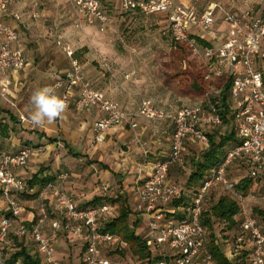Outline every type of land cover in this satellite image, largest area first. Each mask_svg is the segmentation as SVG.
<instances>
[{
	"label": "built area",
	"instance_id": "2783aa9c",
	"mask_svg": "<svg viewBox=\"0 0 264 264\" xmlns=\"http://www.w3.org/2000/svg\"><path fill=\"white\" fill-rule=\"evenodd\" d=\"M68 1L73 7L77 27L85 23L105 30L109 16L101 0ZM117 2L122 13L164 15L166 29L173 41L187 46L193 56L205 60L203 76L210 88L204 103L176 110L157 108L145 97L139 103V116L155 121L167 120L173 125L169 154L151 162L146 151V160L138 167L136 219L140 218V213L147 215L144 239L153 255L158 257L156 263L217 264L209 246L208 231L202 223V213L208 195L222 190L240 205L241 233L228 243L225 256L235 262L247 253L248 264H264V226L237 190L238 181L229 177L230 166L240 158L252 164L254 172L264 170V13L254 15L246 11L240 15L218 2H211L203 11L179 0ZM13 4L14 0H0V75L8 70L20 71L27 64L23 48L15 45L19 41V32L6 22L7 17L21 20ZM219 18L227 25L226 37L222 44L214 46L213 42L218 39L216 25ZM57 44L68 57L70 67L63 74L54 76L47 86L62 89L67 106L70 92L76 91V108L99 107L101 115L94 129L96 141L102 142L110 129L123 125L130 115L92 87L72 46L61 40ZM218 79L222 86H217ZM228 80L231 81L232 124L240 142L227 150L222 162L211 170L187 204L173 206L181 191L170 183V170L183 163L189 139L207 144L208 138L202 128L221 125L222 119L211 95L220 94ZM7 95V88L2 87L1 96L7 98ZM21 120H25L24 116ZM131 126L135 128L137 123L133 122ZM42 151V146L35 145H23L17 151H0V190L7 203V213L0 219V264H24L20 259L9 260L6 245L11 235L29 236L43 263L64 264L55 253L56 242L62 233L82 238L81 264H125L120 258L106 255L105 247L119 242L116 235L103 229V223L117 215L115 204L78 205L60 185L69 178L67 171L59 173L56 182L33 188L32 192L40 199L37 213L28 217L22 215L24 206L20 195L27 190V183L16 169L25 167L32 156Z\"/></svg>",
	"mask_w": 264,
	"mask_h": 264
},
{
	"label": "rangeland",
	"instance_id": "374dc122",
	"mask_svg": "<svg viewBox=\"0 0 264 264\" xmlns=\"http://www.w3.org/2000/svg\"><path fill=\"white\" fill-rule=\"evenodd\" d=\"M101 1L104 9L109 16V21L104 31L101 30L100 26L98 25H88L85 23L83 24V26L77 27L76 16L73 7L68 0L22 1L24 8L22 10L24 22L18 23L16 29L20 34L19 39L21 41L22 48H24V52L28 58V69L23 74L24 78H26L25 80L28 81L27 83H25L26 86L23 91L19 95H17V99H11L7 97L9 101H6V104H8L7 107L10 110L6 107L5 110L7 112L9 111V114L8 117L3 116V118L9 119L11 121L14 129L15 127L20 128L19 122H22L21 117L20 121L17 115L14 114L16 106L27 104V101L29 100L28 95L31 98L35 90L47 86L48 84H46V82L48 80V73L61 61V58L59 56H62L64 52L60 47H58V40H64L66 43H70L76 50L75 56L77 55L76 57L78 58V60L79 54L77 52H79L80 54L82 52L83 62L86 61L87 58L91 65L92 76H95V74L101 75V71L105 72L102 67L99 66L100 63L97 60L101 52L106 53L108 51L113 53H120L124 63L122 62V66H117V69L125 71L126 74H129L132 71L135 72L132 75L133 78L131 80L126 79L129 84L127 85L126 83L125 87L129 86L130 88L139 89L141 91L143 90V92L147 95L156 96L160 94L164 89L170 91L174 90L173 83L168 80L166 72H171L174 70V63L178 64V58L182 59L180 60L182 61L184 68L188 67V63L192 65V68H195L196 70L203 73L202 68H204V61H202L198 57L193 56L189 49L178 45L173 41L171 35L166 29V23L161 16L145 15L142 13L121 15L118 13L119 9L117 11V7H119L117 0ZM211 2H218L225 6L231 12L240 15L246 11H250L254 15L256 13H264V3L262 4L261 0L197 1L198 4L204 5L210 4ZM87 26L93 27L88 28ZM100 46H102L103 48H101ZM97 64L98 67L96 66ZM222 84V81L219 80L217 86H222ZM204 88L205 90L210 89L207 83H205ZM1 91L2 88H0V98H2ZM213 96L214 95L212 94L211 97ZM193 101L194 100L189 95L184 94L182 101L175 108L178 109L183 106L190 105L191 103H193ZM12 115H15L13 119H11ZM230 128L231 125L223 124L207 127V130L206 127H203L202 129L208 132L214 130L225 132L229 131ZM28 141L37 143V141H39V137L38 135L36 136L29 133V135L25 136L23 140H19V142H23L27 145H33ZM166 143H169L168 140H166ZM203 148H205L203 144L189 139L186 143L183 163L176 164L171 168L169 181L171 184H175L180 191L186 188V180L193 166L192 159L201 154L204 150ZM149 159L151 162L156 161V158L154 156H149ZM49 164L55 165L54 160L49 161ZM87 164L90 163L87 162ZM57 166L59 168L61 167L60 165ZM79 166L80 165L77 164L74 167L76 173L74 177L77 178H79L77 176V170ZM63 171H67L69 173L70 171H73V169H67ZM248 173V167L241 162H234L229 169V176L234 180H239L244 176H247ZM96 176L97 175L94 172H86L85 174H83V178L87 181V185L90 186L92 185V183L96 185L95 188L99 189V193H96V195H100L101 192H103L102 190L104 188V184L102 185L103 182L99 179L97 182H95L97 180ZM69 179L71 180V172L69 173L68 180ZM116 182L118 186H110V191L106 198H110L111 196L120 194V191L123 189V185L120 186V182ZM252 189L250 193L245 197L243 196V198L247 207L255 214V216L258 217V219L264 226V189L262 188V182L256 183V185ZM67 192L74 198V200L76 199L75 202L77 204L78 202H81L77 201V198L78 200L80 198L78 189H68ZM124 193L128 196L130 195L129 191L127 190H124ZM211 194L215 195V197L218 198L221 194L226 193H224L222 190H218ZM91 197H94V193H92L91 191L87 192L86 199H89ZM3 199L5 205L7 206L4 197ZM21 201L22 204L24 201V205L28 206L29 208L30 205H27L28 201H31L33 204L32 206H35V208L37 204L39 206L40 203V199L37 197L33 198V196L29 198L23 196V199ZM101 203V200L96 202L97 205ZM86 205L87 207L92 206L91 203H86ZM130 207L132 211L129 218L131 224L134 226V221L138 214V201H134L133 196L130 198ZM255 209H257L258 211ZM139 215L140 218L135 225V229L138 234L144 237L147 233L148 218L144 213H140ZM223 227L224 226H220V229H223ZM235 234L236 232H232L230 234L232 239L230 240V242L235 239ZM60 236L61 234L59 235L60 243L58 244V246L56 242V246L58 248H55L57 258L61 259L64 264H77L79 262V259L81 258V247H78L76 244L72 243L66 236ZM75 237L72 236L74 240ZM11 245L12 249L10 252H13L15 251V249H13V240L11 241ZM34 245L36 246L35 243ZM113 245L117 246L116 243H113ZM113 245L111 244V246ZM27 246H29V243ZM9 247L10 243L6 245V248ZM114 249L116 248H107L106 253H109V251ZM33 250H35V247H33ZM110 257L120 258L124 261L125 264H143L140 259L133 257L130 253L126 254L124 257L117 253H111Z\"/></svg>",
	"mask_w": 264,
	"mask_h": 264
},
{
	"label": "crops",
	"instance_id": "0c3cea01",
	"mask_svg": "<svg viewBox=\"0 0 264 264\" xmlns=\"http://www.w3.org/2000/svg\"><path fill=\"white\" fill-rule=\"evenodd\" d=\"M22 1L23 0H14L13 4V9L20 14L21 20L16 21L8 17L6 18V22L15 27L18 26V23L24 22L22 14V10L24 8ZM179 1L184 2L185 4L194 5L199 11H203L208 6V4H198V0ZM118 9L119 7H117V11ZM118 13L121 15H126L122 14L120 10ZM134 13L140 12H132L128 13L127 15ZM155 16H161L166 23L164 15L157 14ZM90 27L93 26H89L88 28ZM217 30L218 39L213 42L214 46L222 44L226 37L227 25L221 18H219L217 21ZM61 41L63 44H69L72 46L70 43H66L64 40ZM15 45L22 47L20 39ZM58 47L60 46L58 45ZM100 47L103 48L102 46ZM60 48L62 49V47ZM72 48L74 49L73 46ZM77 53L79 54V60L92 87L104 94L106 98L116 102L123 110L127 111L130 115L129 120L121 126L110 129L106 133L104 140L102 142H97L95 139L96 133L94 125L96 120L101 115L99 107H92L88 110H80L76 108L75 101L77 98V93L76 91H71L68 107L63 114V118L58 119L52 125L46 124L43 127L35 126L29 119V112L32 108V104L31 98L28 95L29 100L27 101V104L16 106L14 114L17 115L19 120L21 116H24L25 120L19 122L20 128L15 127L14 129L11 121L9 119L3 118V116L8 117L9 114V111L7 112L5 110L8 106V104H6V101H9L8 98L17 99V95H19L26 86L25 83H27L28 80H25L26 78H24L23 74L28 69L27 58V64L24 69L20 71L8 70L0 75V88L6 87L8 90V98H0V122L4 125L3 127H5L3 132H0V151H17L23 145H27L23 142H19V140H23V138L28 136L29 133L36 136L38 135L39 141H37V143H32L31 141L28 142L33 145L42 146L44 151L35 154L27 166L17 168L16 173L19 176L23 177L24 179H31L35 174L40 172L39 176L52 174L58 177V174L61 173V171L73 169V171H70L71 180H66L60 185L65 190H79L80 198L79 200L77 197L76 198L77 201L81 202H78V205L87 206L86 203H89L97 196L106 197L110 191V186H118L116 181L120 182V186L123 185V189L120 191V194H116L111 197L116 198L117 196L121 195L128 199L130 205V198L132 196L134 197V201H137L138 167L146 160L145 152L148 151L150 154L149 156H154L156 160L165 158L171 150V136L173 133V125L171 122L167 120H150L137 114L141 99L144 97L150 99L153 104L160 109L176 110L177 108L175 107H177V105L182 101L184 94L189 95L194 100L190 105L204 103L207 99V90H204V92L201 94H198L194 91H185L180 75L184 67L182 61L179 59L178 64L174 63V70L171 72H166L168 80L173 83L174 90L170 91L164 89L160 94L152 96L147 95L143 92V90L141 91L139 89L130 88L129 86L125 87L126 83L127 85L129 84L126 79L131 80L133 78L132 75L135 72L132 71L131 73L126 74L125 71L117 69V66H122V62L124 63L120 53L108 51L106 53L101 52L97 60L100 63L99 66L102 67L105 72L101 71V75L95 74V76H92L91 74V65L88 59L86 58V61L83 62L82 52L81 54L79 52ZM59 57L61 58V61L48 73V80L46 84L53 82L54 76L63 74L70 67L69 59L65 53ZM200 59L204 61V68H202L204 74V72H206V63L203 58ZM96 66L98 67V64ZM207 84L209 86V83ZM56 91L62 97L63 90L58 88ZM15 115H12L11 119H13ZM133 122L137 123V127L134 128L131 126ZM205 127L207 130V127L211 126ZM166 140H168V144L166 143ZM51 160H54L55 165L49 164V161ZM87 162L90 164H87ZM77 164L80 165L77 170V176L79 178L74 177V175H76L74 167ZM57 165H60L61 167L59 168ZM86 172H94L97 175V180L95 182H97L98 179L102 180V185L104 184V188L102 190L103 192H101L102 195H96V193H99V189L95 188L96 185L93 183L90 186L87 185V181L83 178V174ZM37 188L39 187L37 186L35 189ZM124 190L129 191L130 195L128 196L125 194ZM89 191L94 193V197L86 199L87 192ZM27 205H30V208L25 206L23 201V216L28 217L32 213H37L38 204L35 208V206H32V202L28 201ZM115 206V213L118 214V205L115 204ZM6 213L7 206L4 203L3 195L0 190V219ZM135 221H139V219H135ZM62 236H66L72 243L76 244L78 247H81V253L83 248V240L81 237L74 236V240L70 234L65 235V233H63L60 237ZM23 239L26 245L29 243L28 249L32 254H39L37 253V246L34 245V242L29 236L24 237ZM59 239L60 238L57 240V246L60 243ZM9 243L10 247L6 248V253L8 256L12 253L10 252L12 249L10 240H8L7 244ZM57 246L56 248H58ZM114 246L115 245H107L105 248H115ZM227 246L228 244L224 246V253ZM33 247H35V250H33ZM77 264H81V258Z\"/></svg>",
	"mask_w": 264,
	"mask_h": 264
},
{
	"label": "trees",
	"instance_id": "16d2710c",
	"mask_svg": "<svg viewBox=\"0 0 264 264\" xmlns=\"http://www.w3.org/2000/svg\"><path fill=\"white\" fill-rule=\"evenodd\" d=\"M122 14L127 15L128 13ZM181 46L188 49L185 45ZM178 59L180 60L181 58ZM187 65L188 67L184 68L180 73L185 91H194L198 94L203 93L206 83L203 73L192 68L191 64L187 63ZM230 86L231 81L228 80L223 85L222 92L213 96L211 100L218 108V112L222 119L221 125H231V128L229 131L225 132L219 130L205 131L208 138L207 144L204 145L205 148H203V152L192 159L193 166L186 180V188L181 190L179 198L174 199L172 203L173 206L187 204L211 170L222 162L227 150L240 142L232 124L233 112L230 101ZM3 126L4 125L0 122V132H3L5 129ZM235 162L245 164L249 170L247 176L237 180L236 188L242 196L245 197L248 195L258 182H262V188L264 189V170L254 172L255 167L243 158ZM39 174L40 172L35 174L31 179H26L27 190L20 195L21 198L22 195L28 198L31 196L35 198L37 194L36 192H32L33 188L37 186L41 188L47 182H56L58 180V177L52 174L44 176H39ZM99 200L118 205V214L114 218L106 220L103 223V229L105 231L111 232L119 238V242H117V246H115L116 249L109 251V253H107L108 256H110L111 253H117L124 257L126 254L130 253L133 257L140 259L143 264H155L158 257L153 255L144 237L136 232L135 225L137 221H134V226L131 224L129 216L132 210L128 199L121 195L116 198L97 196L92 199L89 204L97 205L96 202ZM239 211L240 205L238 201L230 194H221L218 198H216L215 195L209 194L204 202L202 223L208 231L209 246L217 264H248L247 253H244L235 262L229 261L224 254V246L232 240L230 234L236 232L235 236H237L241 233L240 219L238 216ZM220 226H224L223 229H220ZM9 240H13L15 248V251L10 254L11 256L9 255V260L16 261L20 259L24 264H45L39 255L32 254L29 251V247L24 243L23 238L11 235Z\"/></svg>",
	"mask_w": 264,
	"mask_h": 264
},
{
	"label": "clouds",
	"instance_id": "9594fccd",
	"mask_svg": "<svg viewBox=\"0 0 264 264\" xmlns=\"http://www.w3.org/2000/svg\"><path fill=\"white\" fill-rule=\"evenodd\" d=\"M32 108L29 119L37 127L52 125L63 118L67 103L54 86H44L35 90L31 97Z\"/></svg>",
	"mask_w": 264,
	"mask_h": 264
}]
</instances>
